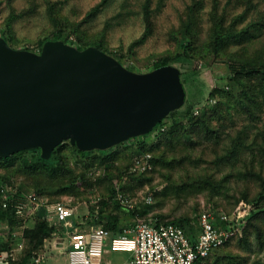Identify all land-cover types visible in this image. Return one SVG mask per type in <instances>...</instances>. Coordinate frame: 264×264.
<instances>
[{
    "label": "rangeland",
    "instance_id": "rangeland-1",
    "mask_svg": "<svg viewBox=\"0 0 264 264\" xmlns=\"http://www.w3.org/2000/svg\"><path fill=\"white\" fill-rule=\"evenodd\" d=\"M144 1L0 0V36L11 47L32 52L57 36L78 47L101 46L139 73L165 60L181 71L185 89L184 103L167 123L182 122L213 89L229 84L230 67L235 73L228 91H216L214 106L185 129L143 137L144 147L130 139L106 153L83 156L64 140L53 156L55 170L16 159L0 166V184L19 196L39 189L52 202L70 201L74 220L83 227L100 211L126 225L154 215L172 220L193 218L204 209L230 212L242 201L252 210L241 236L202 264H264V198L256 200L264 179V0H151L148 14ZM139 157L149 164H135ZM113 185L122 187L137 213L114 200L102 205ZM146 195L152 197L149 203ZM25 220L34 228L41 221ZM16 221L0 218L1 240ZM47 227L52 230L46 237H58L54 225ZM45 263L52 264L49 257Z\"/></svg>",
    "mask_w": 264,
    "mask_h": 264
},
{
    "label": "water",
    "instance_id": "water-1",
    "mask_svg": "<svg viewBox=\"0 0 264 264\" xmlns=\"http://www.w3.org/2000/svg\"><path fill=\"white\" fill-rule=\"evenodd\" d=\"M184 100L172 64L139 73L96 46L56 39L32 52L0 36V158L39 148L48 159L64 140L106 150L149 133Z\"/></svg>",
    "mask_w": 264,
    "mask_h": 264
},
{
    "label": "built area",
    "instance_id": "built-area-1",
    "mask_svg": "<svg viewBox=\"0 0 264 264\" xmlns=\"http://www.w3.org/2000/svg\"><path fill=\"white\" fill-rule=\"evenodd\" d=\"M215 103V98H208L193 108V114L197 115ZM139 163L144 167L149 164L140 157L135 159V164ZM115 199L121 206L134 208L118 187ZM143 200L149 203L152 197L146 195ZM0 204L2 209L11 207L14 217H17V223L10 230L8 228L7 247L0 248V264H9L22 252L24 230L30 227L27 222L29 219L25 220L28 217L45 220L49 225H54L53 233H64L69 237L67 264H101L100 259L106 248L128 253L130 258L124 264H202L215 249L241 236L252 210L248 203L242 201L230 212L201 210L199 232L192 240L181 227L173 223H160L157 217L123 225L116 233L101 225L83 227L80 226L82 222L74 220L70 201L63 199L52 202L44 194L35 191L19 196L16 189L3 184H0ZM43 259L42 251H34L27 264H42Z\"/></svg>",
    "mask_w": 264,
    "mask_h": 264
},
{
    "label": "trees",
    "instance_id": "trees-1",
    "mask_svg": "<svg viewBox=\"0 0 264 264\" xmlns=\"http://www.w3.org/2000/svg\"><path fill=\"white\" fill-rule=\"evenodd\" d=\"M150 1L151 0H145L144 1V4H143V10H144V12L146 14H148V12L150 10L149 9V3H150ZM2 37L8 43L7 38L3 34H2ZM56 39L62 40L61 39V36H57V37L54 38V40H56ZM63 41L66 42V43H68V44L73 45V43H71L68 40H63ZM75 47H77L78 49H83L86 46H84V47L75 46ZM96 47H98L101 50H103L104 52H106V50H104L101 46H96ZM115 58L120 63H122L119 60V58H117V57H115ZM167 64L168 63L165 60L158 61V62H155V64L153 65L152 69L157 68V67L162 66V65H167ZM234 73L235 72H233V70L229 67L228 75L226 76L227 79H228V81H229V84L228 83H225L223 86L216 87L210 93V95H209L208 98H212V97L215 98L214 97V94H215L216 91H219V90L225 91V92H226V90L228 91L229 86L231 84V81L233 79ZM180 75H181V71H180ZM226 86H227V88H226ZM216 102H217V100H216ZM213 106L214 105L205 107L201 112L202 113H206L207 112V109H210V107H213ZM193 108L190 109L182 117L183 118V121L182 122L181 121H177V119H173V120H171V122L167 123L166 122V117H165L159 123H157L156 126L154 127V129L152 131H150L149 133L144 134V135H141V136L133 137V138H130V139L136 140L137 141L136 145L139 148H141V147H144L145 144H146V141H145V139L143 137H145L147 135L149 136L151 134H154V132H156V131L158 132L156 134V136H158L159 134H162L166 130L173 129L175 126H180V127H182V128L185 129L187 127V125L189 123L193 122V120L195 119V117H197V115H194L193 114ZM173 112L174 111H172L171 113H173ZM161 127L164 128L163 131L160 130ZM139 138H141V139H139ZM130 139H128V140H130ZM60 145H62V143H60L59 145H57L53 149V151L51 153V156L48 159H43L41 157V155H40V149L39 148L24 149V150L15 152L14 154H12V155H10L8 157L0 158V166L7 165L8 163H11V162H13L16 159H22L25 163H27L29 165H33V166H44L48 170H52L53 171L56 168L55 167V164L53 163V156L55 157V150L58 147H60ZM72 146L75 149V151H77L79 154H81L83 156H87V155L91 154L94 151H97L99 153H106L108 150L111 149V148H109V149H106V150L81 151L75 145H72ZM260 181H261V190L257 194V197H256L257 199L255 198L258 202L262 201L263 198H264V179H260ZM116 187H118V186H115L114 187V185H113L110 188L109 197L106 200L102 201V205L103 204L108 205L110 202H113V200L116 201V199H115ZM120 189L122 190V187H120ZM116 205L119 206L120 208L126 210V211L137 213V211H136L137 209H134V208L128 209V208H126L124 206H121L117 201H116ZM144 212L145 211H139V214L140 215L141 214H144ZM199 213H200V211H199ZM199 213H198L197 216H195L193 218H189V217H178L176 219L166 220V219L163 218L162 215H154L153 218H156L157 217L158 222H160V223H173V224L181 227L183 229V231L185 232V234L188 235L193 240V239H195L197 237V233L199 232ZM13 216H14V211L12 210L11 207L6 208V209H2L1 208V204H0V218L1 217H6V218L9 219V218H11ZM92 224H101L105 229H107L109 231H112L114 233H116L119 230V228H120L118 218L115 215L111 214V213H107V212L105 213L103 211H100V214L96 215V217L92 220ZM34 226H35V223L32 225V227H28V228H26L24 230V238L26 239L25 240L26 247L23 248V250L21 252V253H24V254L22 255V257L20 259H15V260L11 261L9 264H27V262H28V260L30 259V256H31V249L34 248V247H38L41 244L42 240L46 236H48L49 232H51V230H52V227L51 228L47 227V222L45 220H42V219H41V221L39 223L36 224V227L35 228H34ZM230 241H228V242H230ZM33 243L35 244L34 246L31 245ZM7 245H8V241L7 242L4 241V240L3 241H0V248H5V247H7ZM27 246H30V250L27 249Z\"/></svg>",
    "mask_w": 264,
    "mask_h": 264
},
{
    "label": "crops",
    "instance_id": "crops-1",
    "mask_svg": "<svg viewBox=\"0 0 264 264\" xmlns=\"http://www.w3.org/2000/svg\"><path fill=\"white\" fill-rule=\"evenodd\" d=\"M133 222L127 223L126 225H132ZM90 225H93V224H90ZM119 226L121 227L123 225L119 223ZM25 240L26 239L24 238L23 239L24 248L26 247ZM69 244H70L69 237L66 236L64 233H60L58 237H54V236L45 237L42 240L41 244L38 246V249H36L35 251L39 250V251H42V253L44 254V259H43L42 264H46L45 259L48 257L50 258V263L52 264H67L66 250L69 247ZM112 253H113L112 251L106 248L100 259V263L101 264H124L130 258V255L126 252H116L115 253L116 255L111 258ZM21 254H18L16 259H20Z\"/></svg>",
    "mask_w": 264,
    "mask_h": 264
}]
</instances>
